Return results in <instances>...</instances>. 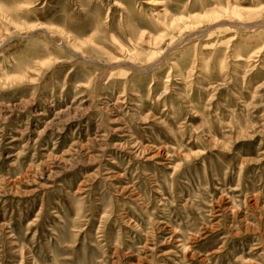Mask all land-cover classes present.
<instances>
[{"label":"rangeland","instance_id":"rangeland-1","mask_svg":"<svg viewBox=\"0 0 264 264\" xmlns=\"http://www.w3.org/2000/svg\"><path fill=\"white\" fill-rule=\"evenodd\" d=\"M0 264H264V0H0Z\"/></svg>","mask_w":264,"mask_h":264},{"label":"bare ground","instance_id":"bare-ground-1","mask_svg":"<svg viewBox=\"0 0 264 264\" xmlns=\"http://www.w3.org/2000/svg\"><path fill=\"white\" fill-rule=\"evenodd\" d=\"M156 2H158V1H156Z\"/></svg>","mask_w":264,"mask_h":264}]
</instances>
